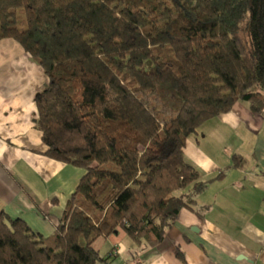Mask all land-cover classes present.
Listing matches in <instances>:
<instances>
[{"label": "trees", "instance_id": "1", "mask_svg": "<svg viewBox=\"0 0 264 264\" xmlns=\"http://www.w3.org/2000/svg\"><path fill=\"white\" fill-rule=\"evenodd\" d=\"M3 39L48 79L44 155L85 174L48 237L0 215V264H96L118 229L135 257L157 247L213 181L187 139L238 101L264 110V0H0Z\"/></svg>", "mask_w": 264, "mask_h": 264}, {"label": "crops", "instance_id": "2", "mask_svg": "<svg viewBox=\"0 0 264 264\" xmlns=\"http://www.w3.org/2000/svg\"><path fill=\"white\" fill-rule=\"evenodd\" d=\"M47 82L17 42L0 40V215L44 237L56 230L85 174L44 155L35 96ZM234 156L241 166L233 167ZM184 159L201 180L213 179L192 210L182 209L162 243L138 257L121 229L97 239L96 264H264V110L236 102L187 139Z\"/></svg>", "mask_w": 264, "mask_h": 264}, {"label": "rangeland", "instance_id": "3", "mask_svg": "<svg viewBox=\"0 0 264 264\" xmlns=\"http://www.w3.org/2000/svg\"><path fill=\"white\" fill-rule=\"evenodd\" d=\"M192 137V136H191Z\"/></svg>", "mask_w": 264, "mask_h": 264}]
</instances>
